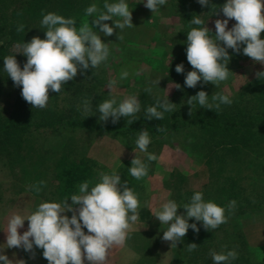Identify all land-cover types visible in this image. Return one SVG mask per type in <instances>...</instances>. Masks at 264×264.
I'll use <instances>...</instances> for the list:
<instances>
[{"label": "clouds", "instance_id": "9594fccd", "mask_svg": "<svg viewBox=\"0 0 264 264\" xmlns=\"http://www.w3.org/2000/svg\"><path fill=\"white\" fill-rule=\"evenodd\" d=\"M144 7L151 12H158L168 0H142ZM202 7H208L213 16L223 19L214 21V35L207 27L200 15L193 16L188 22L186 59L191 65V71L185 74L183 64H177V74H184V86L196 88L197 85L213 84L215 87L228 80L232 73L227 65L231 59L229 49L234 54H242L253 62L264 66V0H226L218 6L210 4V0H197ZM103 10L93 3L85 9V14L92 17L89 22L77 27L75 18H65L62 15L48 12L43 14L41 26L46 28L45 38L33 36L29 42L17 44L16 52L27 57L21 68L16 54L3 58V70L11 78L13 85L21 87L22 98L32 108L44 109L48 106L49 91L60 93L64 85L72 81L78 73L85 75L86 70L99 68L108 60L110 54L109 43H104L98 33L105 36L114 35V29L123 31L126 27H133L132 12L125 0L116 3L103 4ZM114 17L119 19L114 20ZM235 23L229 27V21ZM105 21H112L113 26ZM99 27V32L94 27ZM195 26V27H193ZM17 32H24L23 24L17 27ZM117 35V33H115ZM117 38H122L118 37ZM3 42L0 41V44ZM243 45V48L241 47ZM171 60V59H170ZM257 79H264V71L255 73ZM127 71H122L120 79H126ZM87 78V77H85ZM160 80V79H159ZM159 80L153 83H159ZM117 84L115 79L108 82L109 90ZM173 87L180 89L179 84ZM151 87L146 92H151ZM198 103L200 108L219 111L221 105H231L229 95L215 93L211 97L200 90L187 99L190 106ZM92 111L90 100L83 101V112ZM141 111L138 96H130L122 102L116 98L104 100L97 106L99 120L112 124L118 123L121 117L129 118L128 124L137 119ZM176 111V104L168 98L157 99L154 106H149L144 112L147 120H162L165 113ZM90 116L86 115L85 117ZM163 132V128H158ZM142 152H146L151 138L147 130H141L135 141ZM157 156L149 153L148 161H155ZM149 166L139 158L131 160L130 175L141 180L148 175ZM90 181L79 185L78 194L65 198L60 202H41L36 210L27 217L13 214L7 223V248L22 249L35 256V249H42L43 257L48 264H105L109 251L113 246H125L130 239L131 223L139 219L140 201L138 194L128 185V181L121 180L116 171L100 173L99 182L90 187ZM45 181L30 185V189L39 193L45 186ZM236 201L232 200L225 207L212 201H205L200 191L194 192L189 202L182 206L175 200L169 199L163 203L160 210L153 216L161 224L168 225L163 231L162 240L176 246L182 242L189 229L198 234L200 228L197 223H189V219L202 222L205 231L217 229L228 222L229 215L235 211ZM184 212L178 214V209ZM71 213V216L67 215ZM227 213V215H226ZM28 221L27 230L21 234L18 229L24 228V221ZM87 230V233L84 231ZM196 243L187 244V251L197 250ZM226 247V246H225ZM209 255L213 264H232L238 258L233 250L216 252L210 250ZM2 264H26L23 259L13 260L0 252Z\"/></svg>", "mask_w": 264, "mask_h": 264}, {"label": "rangeland", "instance_id": "374dc122", "mask_svg": "<svg viewBox=\"0 0 264 264\" xmlns=\"http://www.w3.org/2000/svg\"><path fill=\"white\" fill-rule=\"evenodd\" d=\"M195 0H183L180 5L178 0H168L165 6H162L158 12L144 7L142 0H125L132 12L133 27H126L123 31L114 29V35L105 36L98 33L104 43H109L110 54L108 60L102 63L99 68L88 69L85 75L76 76L77 84L88 83L93 76L100 82L99 93L107 100L113 97L117 102H122L130 96H138L140 103L145 105V101L164 100L169 101L174 97L176 83L169 77V70L183 45L181 34L183 14L189 16L192 13V5ZM116 3L118 0H87V7L95 3L103 10V4ZM146 2V0H145ZM226 0L218 6L223 5ZM182 6V7H181ZM206 22L207 27L214 34V21L219 17L213 16L212 12H197ZM92 17L87 15L77 22V27L83 23L89 22L91 25ZM119 17H114V20ZM113 26L112 21H105ZM235 23L229 21V27ZM195 27V26H193ZM99 32V27H94ZM118 37L122 38H117ZM0 46H5L8 42L6 36H2ZM229 54L232 51L229 49ZM171 59V60H170ZM27 58H23L19 63L21 68ZM232 72L225 82L219 86H214L212 92L219 90L226 94L237 92L242 85L254 78L257 71H263L264 66L253 62L249 57L240 54H233L227 65ZM127 71L126 79L121 80V72ZM87 77V78H85ZM87 79L86 81H83ZM115 79L116 86L109 90L108 82ZM160 79V80H159ZM159 80L158 85L153 83ZM151 87V92L145 89ZM20 87L13 85L11 78L3 70L0 72V114L7 118L15 108L16 99ZM55 92L49 91L48 106L54 104ZM64 95L58 98L59 108L68 107L63 99ZM70 107V106H69ZM93 116V109L87 113ZM67 125L72 121L74 112L67 113ZM54 130H43L33 132L31 137V151L28 156L25 155V147L21 151L11 150L8 153H0V252L9 257V259H23L26 264H48L43 257L42 249H35V256L31 257L29 253L22 249L7 248L6 233L7 223L13 214H19L27 217L36 210L41 202H60L55 193L52 195L49 189L39 193L32 191L24 183L22 178L23 170L32 169V165L38 158H50L53 155H66L75 161H85L93 166L100 173L110 174L113 171L118 172V168L130 164L133 158H139L148 164L151 175L143 183L142 190L139 191L138 199L140 201L139 219L131 223L130 234L135 232H155L160 233L158 239L157 258L154 264H170L172 246L170 242L162 240L163 231L168 225L161 224L156 219L154 213L161 209L163 203L167 200H175L181 206L183 197L191 198L196 191L203 193L208 190L210 185V173L217 169L216 156L212 152L220 147L221 141L215 138H206L201 141L185 138L184 133L178 135L171 131L160 143L149 144L147 151L142 152L136 145L127 144L120 137L108 134H93L84 131L72 130L68 126ZM199 136V132H195ZM182 145L184 147H182ZM193 151L189 148L192 146ZM210 152V153H209ZM155 154V161H148V154ZM259 157L255 158L258 161ZM243 170L236 176L232 166L229 167L228 177L237 181V187H242L249 193L256 187L263 186V183L255 182L256 175L252 174L251 166L248 160L243 161ZM236 176V177H235ZM212 183V182H211ZM241 188V189H242ZM242 189V190H243ZM243 190V192H244ZM79 192V191H78ZM75 193V194H78ZM212 202L216 194L211 190ZM246 193V194H248ZM215 197V198H214ZM68 203H71L70 196ZM64 198V199H65ZM204 199H207L204 196ZM256 195L248 194L247 203L238 213V224L241 227V233L244 240L251 247L264 246V212H255L253 206L257 203ZM183 208H179L178 211ZM236 214V213H235ZM71 216V213H67ZM237 215V214H236ZM28 221H24V228L18 229L21 234L27 230ZM87 233V230L84 229ZM132 243V241H130ZM137 255L126 243L125 246H113L109 251L105 264H135ZM2 264V262H0Z\"/></svg>", "mask_w": 264, "mask_h": 264}, {"label": "trees", "instance_id": "16d2710c", "mask_svg": "<svg viewBox=\"0 0 264 264\" xmlns=\"http://www.w3.org/2000/svg\"><path fill=\"white\" fill-rule=\"evenodd\" d=\"M180 5L183 0H178ZM223 0H210V4L220 5ZM182 7V6H181ZM87 0H0V38L6 36L8 42L5 46H0V72L3 71V58L8 55H14L20 51L17 44L29 42L33 36L41 39L45 38L46 28L41 26L43 14L53 12L64 16L65 18H75L77 22L86 16ZM192 13L186 17L181 16L183 45L174 60L170 70L169 77L181 87L176 88L174 97L170 100L176 104V111L165 113L162 120H147L144 118V112L147 107L154 106L156 100L145 101L141 104V111L137 114V119L131 124L127 123L129 118L121 117L118 123L112 124L111 119L107 122L99 120L97 106L105 99L99 93L100 82L95 80V76L90 78L88 83L77 84V79L67 82L64 90L55 93L54 104L44 109L32 108L21 96V87L16 99L14 111L4 118L0 114V153H8L11 150L21 151L24 147L25 155L28 156L31 151V137L33 132L43 130H54L67 125L66 114L74 112L72 121L67 125L72 130L84 131L93 134H108L120 137L127 144L136 145L138 133L141 130H147L151 138V143H160L171 131L178 135L185 134V138L201 141L206 138H215L221 141L220 147L216 152L217 169L211 171L210 191H206L205 201H212L211 190L216 194L214 203L225 207L229 201H236L235 211L229 215L228 222L220 225L212 231H205L201 226L202 222H196L189 219V223H197L200 228L198 234L188 230L183 241L172 246L170 264H213L209 255L210 250L216 252H226L235 250L238 258L232 261V264H264V246L251 247L244 240L241 227L238 224V213L247 203L248 194L256 195V204L253 206L255 212H264V187L244 190L237 187V181L229 179V167L236 176L244 171L243 165L248 160L251 166L252 174L256 175L255 182L264 185V79H257L256 76L240 87L237 92L226 94L217 90L212 92L213 84L197 85L196 88H187L184 86V74H177L175 66L183 64L185 74L193 70L186 59L187 32L190 30L188 22L193 16L209 9L202 7L197 0L192 5ZM200 18L203 19L200 15ZM23 24L24 32H17V27ZM214 35V34H213ZM261 39H264V31L261 32ZM243 48V45L241 46ZM242 53V51H241ZM234 53L230 54L233 56ZM24 55L17 53L16 59L20 62ZM264 71V70H263ZM87 79L83 80L86 81ZM203 90L208 95L221 93L229 95L232 104L221 105L219 111L200 108L198 103L191 106V116L189 115L190 106L186 103L187 99L194 96L198 91ZM64 95L63 99L68 107L59 108L58 98ZM88 99L92 103L93 116L83 112V101ZM86 115H90L85 117ZM163 128L164 131H158ZM199 132V136H195ZM150 143V144H151ZM182 147H184L182 145ZM192 146L189 148L193 151ZM210 153V152H209ZM259 157L255 161V158ZM31 170H23L22 178L27 187L45 181V186L41 191L49 189L52 195L55 193L59 198L71 196L79 191V185L84 181H90V187L99 182L100 172L85 161H75L66 155H53L50 158H38L31 166ZM130 164L118 168V174L121 180H127L128 186L139 193L143 188V183L151 175L149 169L148 175L141 179H134L130 173ZM228 173V174H227ZM235 176V177H236ZM212 182V183H211ZM244 192H243V190ZM44 189V190H43ZM34 191V190H32ZM35 192V191H34ZM248 193V194H246ZM183 204L189 202L190 198L183 197ZM181 209V208H180ZM184 209L178 211L183 213ZM237 215H236V214ZM227 215V213H226ZM160 233L155 232H135L130 234V239L126 243L137 255L135 264H154L157 258L158 239ZM132 241V243L130 242ZM196 243L197 250L187 251V244ZM226 246V247H225Z\"/></svg>", "mask_w": 264, "mask_h": 264}]
</instances>
